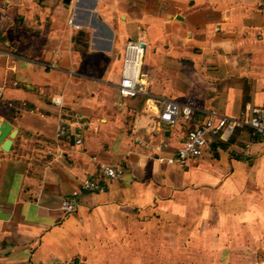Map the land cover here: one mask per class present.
<instances>
[{
    "label": "crops",
    "instance_id": "1",
    "mask_svg": "<svg viewBox=\"0 0 264 264\" xmlns=\"http://www.w3.org/2000/svg\"><path fill=\"white\" fill-rule=\"evenodd\" d=\"M130 40L148 94L196 107L191 121L159 127L146 98L119 95ZM0 51L16 132L0 146V264H264V139L246 154L243 127L185 167L151 149L171 157L209 113L264 106V0H0ZM103 165L123 177L65 213Z\"/></svg>",
    "mask_w": 264,
    "mask_h": 264
},
{
    "label": "built area",
    "instance_id": "2",
    "mask_svg": "<svg viewBox=\"0 0 264 264\" xmlns=\"http://www.w3.org/2000/svg\"><path fill=\"white\" fill-rule=\"evenodd\" d=\"M70 27L80 29L71 18L68 21ZM4 53L0 51V55ZM145 48L141 40H130L123 56L121 80L118 84L119 95L123 99L146 98L147 111H153L156 115L157 125L175 126L181 121H191L198 111L190 104H184L175 100L159 99L148 94L144 81L143 61ZM4 98V88L0 84V103ZM55 104H61V99L54 100ZM28 112L33 113L32 110ZM243 127L251 129V140L246 145L245 153L248 154L250 146L256 138L264 139V106L247 104L240 117L231 118L216 113H209L208 117L197 126L187 130L182 144L175 150L171 157L160 154L169 148L167 141H162L158 146H152V151L158 155L160 161L167 164L187 166L190 162L212 153L215 144H228L237 131ZM155 129V128H154ZM66 127H61L59 134L65 135ZM76 143L82 144L79 138ZM139 144L143 141L139 140ZM124 170L121 167L102 166L99 170L100 177L97 180L84 179L78 189L73 191L70 197L64 199L61 209L67 214H74L80 207L79 197L82 193H105V183L118 180L123 177Z\"/></svg>",
    "mask_w": 264,
    "mask_h": 264
},
{
    "label": "water",
    "instance_id": "3",
    "mask_svg": "<svg viewBox=\"0 0 264 264\" xmlns=\"http://www.w3.org/2000/svg\"><path fill=\"white\" fill-rule=\"evenodd\" d=\"M69 2L70 0H65L66 4H68ZM143 47L145 48L144 44ZM15 135L16 132L13 131V126L10 123L0 121V146L4 151H10L12 146V139H14Z\"/></svg>",
    "mask_w": 264,
    "mask_h": 264
}]
</instances>
